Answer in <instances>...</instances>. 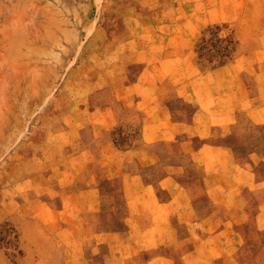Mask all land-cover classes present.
Wrapping results in <instances>:
<instances>
[{
  "label": "crops",
  "instance_id": "1",
  "mask_svg": "<svg viewBox=\"0 0 264 264\" xmlns=\"http://www.w3.org/2000/svg\"><path fill=\"white\" fill-rule=\"evenodd\" d=\"M177 1L189 19L264 10V0ZM241 21L240 59L203 82L172 63L188 36L147 22L111 52L109 81L90 82L98 90L72 116L59 178L15 214L24 264H264V20L252 33Z\"/></svg>",
  "mask_w": 264,
  "mask_h": 264
},
{
  "label": "rangeland",
  "instance_id": "2",
  "mask_svg": "<svg viewBox=\"0 0 264 264\" xmlns=\"http://www.w3.org/2000/svg\"><path fill=\"white\" fill-rule=\"evenodd\" d=\"M177 5V0H0V264H24L15 214L32 207L30 194H43L59 178L62 153L79 126L72 116L98 90L90 82L109 81L112 51L128 45L125 39L135 33L148 32L147 22L157 33L188 36L172 63L183 66L185 81L203 82L204 73L209 79V70L237 63L244 52L237 20H244L245 33H252L253 20H264V10L253 9L240 14L228 9L221 17L216 9H199L189 19L188 10ZM189 20L208 24L199 28ZM258 30L264 34V24ZM134 66L139 67L133 64L129 72L135 73ZM164 73L170 76L167 68ZM182 109L188 113L193 107ZM116 142L124 145L123 136Z\"/></svg>",
  "mask_w": 264,
  "mask_h": 264
}]
</instances>
